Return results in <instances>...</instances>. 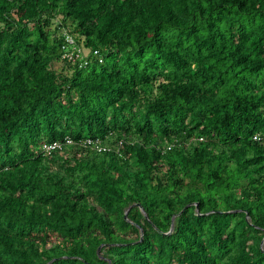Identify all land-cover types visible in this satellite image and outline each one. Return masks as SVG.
Wrapping results in <instances>:
<instances>
[{"label":"trees","instance_id":"trees-1","mask_svg":"<svg viewBox=\"0 0 264 264\" xmlns=\"http://www.w3.org/2000/svg\"><path fill=\"white\" fill-rule=\"evenodd\" d=\"M0 264H264V0H0Z\"/></svg>","mask_w":264,"mask_h":264},{"label":"built area","instance_id":"built-area-1","mask_svg":"<svg viewBox=\"0 0 264 264\" xmlns=\"http://www.w3.org/2000/svg\"><path fill=\"white\" fill-rule=\"evenodd\" d=\"M67 40L69 42H73V40L70 37H67ZM79 51L80 50L78 48H76V50H75V48H74V50L73 49H70V50L67 49V50L64 51L63 56L73 59L74 56H76ZM94 53H96V50H94ZM64 139H65V141L67 143L70 142V138L65 137ZM86 142L93 143L90 138H86ZM96 143H98V142L96 141ZM61 145H62V143L58 142L56 140L43 144L44 148L47 149V150H52V149H55V148H61Z\"/></svg>","mask_w":264,"mask_h":264},{"label":"rangeland","instance_id":"rangeland-1","mask_svg":"<svg viewBox=\"0 0 264 264\" xmlns=\"http://www.w3.org/2000/svg\"><path fill=\"white\" fill-rule=\"evenodd\" d=\"M61 66V62L57 61L54 62V67L59 68Z\"/></svg>","mask_w":264,"mask_h":264}]
</instances>
